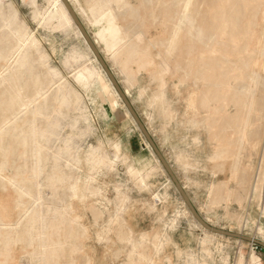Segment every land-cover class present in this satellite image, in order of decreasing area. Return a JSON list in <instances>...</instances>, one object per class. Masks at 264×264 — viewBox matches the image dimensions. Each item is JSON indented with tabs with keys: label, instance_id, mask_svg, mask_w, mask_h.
Segmentation results:
<instances>
[{
	"label": "rangeland",
	"instance_id": "374dc122",
	"mask_svg": "<svg viewBox=\"0 0 264 264\" xmlns=\"http://www.w3.org/2000/svg\"><path fill=\"white\" fill-rule=\"evenodd\" d=\"M2 1L8 15L10 4L15 9V24L4 27L0 20L4 40L16 43L18 29L25 26L39 42V51L32 50V54H44L46 66L57 70L61 80L77 90L80 100L77 107L71 105L62 114L52 111L53 104L47 110L46 105L42 107L47 114L52 113L50 121L55 124L54 134L46 137L51 159L42 174H35L31 183L23 186L29 195L20 198L15 191L13 164L0 169V178L8 183L0 187V239L9 236L2 241L0 264H55L50 257L52 247H46L61 238L58 235L52 239V227L58 220L69 219L75 222L61 227L64 235H75L71 239L77 248L74 264H264L263 245L213 233L195 219L75 21L68 29L38 23L35 10H44L47 0H36L35 4L33 0ZM210 1L199 4L202 16L210 24L206 42L210 46L213 43L214 54L233 63L235 69L231 68L234 77L227 84L208 89L206 82L192 74L184 84L177 77L165 76L161 88L162 82L153 76L155 65L137 71V82H130L118 64L108 58L107 25L87 21L75 1L70 3L73 8L78 7L79 19L201 216L214 227L264 242V196L260 195L264 185V125L258 120V115L264 114V57L248 67L243 60L238 61V51L232 52L230 46L225 47L227 52L223 49L227 35L216 32L212 16L215 6L226 3L213 0L211 6ZM175 3L163 0L161 17L155 22L132 21L125 26L132 34L142 33L152 40L153 46L158 45L154 47L158 54L172 35L173 23L183 15ZM263 22L264 11L259 12L250 29V51L263 44ZM236 39L234 42L240 45L242 39ZM73 52L82 53L85 58L71 62ZM160 60L157 58V62ZM169 63L172 67L177 64L172 56ZM83 65H93L99 71V77L88 88H81L74 80V73ZM253 68L260 70L259 86L253 93L261 102L246 127L249 139L240 143L246 75ZM55 80H48L39 99L59 84L60 80ZM108 83L118 92V98L106 89ZM209 89L218 91L217 97L207 99ZM205 116L209 118L207 124L203 121ZM56 153L60 159L54 161L52 155ZM95 154L107 159L95 165ZM54 169L70 174L68 186L49 184V173ZM131 170L140 171L145 184ZM230 194L235 197L227 201ZM19 200L21 204L17 206ZM16 224L19 230L32 225V230L37 231L35 250L24 241L15 240ZM123 232H129L131 238L122 239ZM133 251L136 253L131 259ZM138 252L144 253L145 258Z\"/></svg>",
	"mask_w": 264,
	"mask_h": 264
},
{
	"label": "bare ground",
	"instance_id": "6f19581e",
	"mask_svg": "<svg viewBox=\"0 0 264 264\" xmlns=\"http://www.w3.org/2000/svg\"><path fill=\"white\" fill-rule=\"evenodd\" d=\"M73 1H75L76 6L80 7L79 11L82 9L83 17L87 21L107 25L106 28L110 32L106 44L108 58L118 64L121 72L126 74L132 83L137 82V71H145L153 65L156 66L153 76L162 82L161 88L164 85L163 78L165 76L177 77L184 84L187 76L189 78L196 75L200 80L206 82L207 89L212 85L227 84L229 79L234 77L232 74V69H235L232 68L233 63L228 64L227 60L214 54L216 46L213 43L210 46L206 42L207 29L210 24L205 21V16H202L203 8L199 6L201 1L205 3V0H174L176 2L175 6L178 9L181 8V12H179L183 15L180 20L178 17V21L174 17L177 22L172 25V35L165 43L166 45L162 47L163 50L158 54L154 52V47L158 45L153 46L151 44L152 40L145 38L142 33L132 34L125 24L132 21H157L163 11V0H47V6L44 10H35L37 22L61 29L71 28L74 19L68 7L71 6L70 2ZM33 3L35 4L36 0H33ZM225 3V6H215L212 16L216 32H224L227 35V40L223 43V49L226 51L225 47L230 46L232 52L234 49L241 54L238 61L243 60V64L248 67L254 65L256 61L264 57L261 56L264 55V22L261 36L263 44L261 43L260 47L250 51L248 39L255 25L256 17L259 12L263 13L264 11V0H225ZM8 8L10 15L4 12L6 6L0 0V20L3 21L4 27L15 24L14 6L10 4ZM77 8H73L75 13ZM210 11L209 14L211 15ZM18 31L16 43L6 42L3 32L2 35L0 33V46H2L0 48V169L10 163L13 164L16 168L15 191L22 198V195H29V192L23 186L29 185L35 174H42L40 173L41 170L45 169L47 161L51 159V150L49 144L46 143V137L49 134H54L53 129L55 128L53 126L55 124L50 121L52 113L49 115L46 111L49 104L54 105L52 111L62 114L63 110L65 108L69 109L71 105L77 107L80 94L69 83L61 80L57 70H51L46 66L47 60L44 54L38 53L37 57L32 54V50L39 51V42L34 35L30 34L25 26L19 28ZM79 33L82 34L80 29ZM235 39L239 41L242 39L241 46L234 42ZM185 40L186 42H184ZM230 47L228 48L230 49ZM170 56L175 58L177 62L175 67H172L169 63ZM84 58L85 55L79 52L71 54V62L78 63ZM157 58L161 59L160 62H157ZM235 61L237 62V60ZM71 62L69 64H72ZM235 64L238 65L239 63ZM133 66H136V69ZM244 69L247 71L245 67ZM258 73H260V70L253 68L246 75L248 87L241 108L240 143L249 139L246 134V127L250 124L251 113L261 102V100L259 101L254 97L253 93L254 88L259 86L257 82ZM98 77L99 71L93 65H83L74 73V80L81 88L91 87L93 80ZM55 79L60 80L59 84L52 89L50 94L39 99L42 95L41 91L48 80L53 81ZM106 89L111 90L114 97L118 96V92L111 84L108 83ZM218 94V91L209 89L206 91V98L211 99L217 97ZM162 97L163 94L160 96L163 104L165 101ZM43 106L46 110H42ZM168 113L172 114L173 112L168 111ZM208 119V116L204 117V124H207ZM57 120L55 119V121ZM258 120L260 124L264 125V114L262 112L258 115ZM258 137H260V140L261 132L258 133ZM223 151L227 150L224 149ZM58 155L60 156L57 153L53 154L52 159L54 161L59 160ZM106 159L103 155H94L95 165ZM130 172L137 174L139 182L145 184L140 171L131 170ZM235 173L237 174L238 170ZM69 175L68 172L54 169L49 173L48 182L52 187L68 186ZM6 184L8 183L0 178V187H5ZM257 189L258 186L254 189L255 193H257ZM262 189L260 195L264 196V185ZM233 197H235L233 194L227 195L226 200L231 201ZM157 198L160 197L157 195ZM19 204H21L20 200L17 202V206ZM31 219L34 220L35 216H32ZM72 222H75L74 219L68 221L58 220L55 227H52V234H54L52 239L55 240L58 235L61 238L56 244L53 243V246L46 247H52L50 257L55 264H74V254L77 248L71 239H74L75 235H64L63 227H61L62 224ZM32 227V225H27L24 229L19 230L20 227H17L16 224L15 240H22L35 250L33 241H35L38 233L37 231L34 232ZM121 238L130 239L131 235L129 232H123ZM4 239H9V236L0 239V249ZM135 253L136 251L130 253L131 259H133ZM137 254L141 258H145L144 253L138 252ZM46 261L48 262V260ZM240 262L242 264V261Z\"/></svg>",
	"mask_w": 264,
	"mask_h": 264
},
{
	"label": "water",
	"instance_id": "95a60500",
	"mask_svg": "<svg viewBox=\"0 0 264 264\" xmlns=\"http://www.w3.org/2000/svg\"><path fill=\"white\" fill-rule=\"evenodd\" d=\"M69 11L71 12L73 19L75 21V23L78 25L79 29L81 30V32L83 33V35L85 36L86 40L88 41V43L90 44V46L92 47L95 55L97 56V58L99 59V61L101 62L102 66L104 67L105 71L107 72L108 76L110 77L113 85L115 86V88L117 89V91L119 92V94L121 95V97L123 98L125 104L127 105L130 113L133 115L134 119L136 120L137 124L139 125V127L141 128V130L143 131L144 135L146 136L147 140L149 141L150 145L153 147L155 153L157 154V156L159 157L162 165L164 166L165 170L167 171V173L170 175L172 181L175 183L177 189L179 190V192L181 193L184 201L186 202L187 206L189 207L190 212L192 213V215L195 217V219L203 226L205 227L207 230L213 232V233H217L220 235H224V236H230V237H235L241 240H246V241H251L257 244H261L264 246V242L260 241L258 239H255L253 237L247 236V235H243L242 233L239 232H231V231H227L225 229H221L218 227H214L211 224H209L199 213V211L196 209V207L194 206L193 202L191 201L187 191L185 190V187L182 185V183L179 181V179L177 178L176 174L174 173L171 165L169 164V162L167 161V159L165 158V156L161 153L160 149L158 148L157 144L155 143V141L153 140V138L151 137L150 133L148 132L145 124L142 122V120L140 119L139 115L137 114V112L135 111L132 103L130 102V100L128 99L127 94L125 93V91L121 88L119 82L117 81V79L115 78V75L113 74L112 70L110 69V67L107 65L105 59L103 58V56L101 55L99 49L97 48V46L94 44L93 39L91 38V36L89 35V33L87 32L85 26L83 25V23L81 22V20L79 19L78 15L75 13V11L73 10V8L71 6L68 7Z\"/></svg>",
	"mask_w": 264,
	"mask_h": 264
}]
</instances>
